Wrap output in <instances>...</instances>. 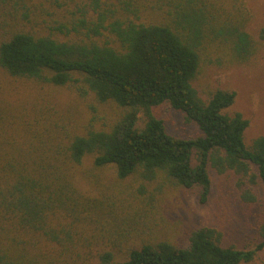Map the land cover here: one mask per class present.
<instances>
[{"label":"trees","instance_id":"obj_1","mask_svg":"<svg viewBox=\"0 0 264 264\" xmlns=\"http://www.w3.org/2000/svg\"><path fill=\"white\" fill-rule=\"evenodd\" d=\"M56 1L49 12L38 0H0V69L16 79L75 84L121 112L110 125L90 123L62 134L31 112L28 100L17 106L0 98V217L40 232L58 250H81L97 231L113 226L104 223L102 203L76 184L88 156L95 170L112 166L119 180L137 175L191 190L200 204L212 192L209 167L233 171L243 201L255 202L264 187V135L247 145L249 121L223 112L234 104L235 91L218 89L205 102L191 84L211 49L224 46L232 63L256 53L247 19L219 21L210 0H173L167 8ZM41 23L46 34L37 31ZM165 103L183 112L187 124L196 123L201 135L169 134L157 114ZM122 240L114 247L124 259L107 250L99 264H249L264 249V232L255 248L237 249L222 246L221 233L209 227L192 232L186 248L167 240L122 246ZM50 253L28 264H67L50 257L55 247Z\"/></svg>","mask_w":264,"mask_h":264},{"label":"rangeland","instance_id":"obj_2","mask_svg":"<svg viewBox=\"0 0 264 264\" xmlns=\"http://www.w3.org/2000/svg\"><path fill=\"white\" fill-rule=\"evenodd\" d=\"M38 1L49 12L54 11L58 3L56 0ZM101 1L113 8H120L128 1L135 6L151 4L163 8L173 3V0ZM210 1L214 4L210 6L211 14L220 16L219 21L246 18V30L258 48L248 61L240 63L231 62L227 50L222 49L224 46L209 50L191 84L205 102L218 89L235 91L234 104L223 112L228 115L241 113L249 121L244 139L247 145H252L257 137L264 135V40L260 39V30L264 27V0ZM83 2L90 3V0ZM36 28L47 33L43 23ZM3 33L0 28V40ZM0 98L17 106L22 102L28 104L25 101L28 100L31 112L41 116L49 129L59 127L62 134L64 131L74 133L77 127L90 123L96 127L110 125L121 112L112 103H99L92 93L82 94L75 84L54 86L16 79L1 69ZM157 114L165 122L167 132L175 137L201 135L198 125L187 124L184 113L169 103L162 105ZM138 123L141 126L144 123L142 114ZM92 164V156L84 159L83 165L76 170V184L86 196L102 203L99 211L103 213L104 223L110 222L113 226L97 231L94 239L85 242L81 250L77 247L68 254L62 247L58 250L59 245L52 244L40 232L28 233L0 217V264H28L49 256L54 247L55 253L50 257L65 260L67 264H99L100 255L107 250H115L117 260H123L120 247H114L116 239H123L122 246L140 247L145 242L167 240L186 248L191 233L205 227L220 232V243L225 247L253 249L263 240L264 187L255 202L243 201L237 185L238 176L233 171L219 173L209 167L212 192L208 201L200 204L191 190L166 182H147L137 175L119 180L114 167L95 170ZM249 264H264V249Z\"/></svg>","mask_w":264,"mask_h":264}]
</instances>
